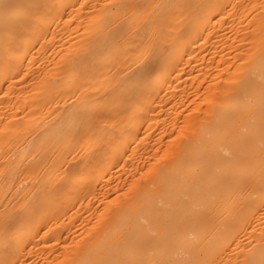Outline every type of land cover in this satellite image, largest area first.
I'll return each mask as SVG.
<instances>
[{
	"label": "bare ground",
	"instance_id": "bare-ground-1",
	"mask_svg": "<svg viewBox=\"0 0 264 264\" xmlns=\"http://www.w3.org/2000/svg\"><path fill=\"white\" fill-rule=\"evenodd\" d=\"M0 264H264V0H0Z\"/></svg>",
	"mask_w": 264,
	"mask_h": 264
}]
</instances>
